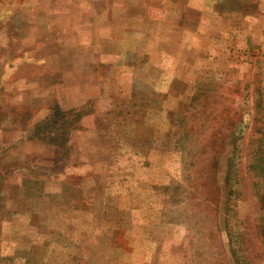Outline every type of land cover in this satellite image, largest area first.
Returning a JSON list of instances; mask_svg holds the SVG:
<instances>
[{
	"label": "rangeland",
	"instance_id": "rangeland-1",
	"mask_svg": "<svg viewBox=\"0 0 264 264\" xmlns=\"http://www.w3.org/2000/svg\"><path fill=\"white\" fill-rule=\"evenodd\" d=\"M0 264H264V0H0Z\"/></svg>",
	"mask_w": 264,
	"mask_h": 264
}]
</instances>
